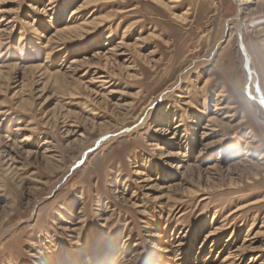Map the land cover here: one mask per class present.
Returning <instances> with one entry per match:
<instances>
[{
  "label": "rangeland",
  "instance_id": "rangeland-1",
  "mask_svg": "<svg viewBox=\"0 0 264 264\" xmlns=\"http://www.w3.org/2000/svg\"><path fill=\"white\" fill-rule=\"evenodd\" d=\"M260 30L264 0H0V264H264Z\"/></svg>",
  "mask_w": 264,
  "mask_h": 264
},
{
  "label": "bare ground",
  "instance_id": "bare-ground-1",
  "mask_svg": "<svg viewBox=\"0 0 264 264\" xmlns=\"http://www.w3.org/2000/svg\"><path fill=\"white\" fill-rule=\"evenodd\" d=\"M178 18V17H177ZM260 29H262V28H260ZM264 30H260V32H263ZM259 34V33H258ZM243 51L246 53V55H245V53L243 52V54H244V56H247V51H246V49H245V47H244V49H243ZM247 58V57H246ZM247 60V59H246ZM249 60H250V57H249ZM247 62H248V60H247ZM248 66V65H247ZM3 67H7V64H0V68H3ZM8 67H10V66H8ZM248 69H249V67H248ZM0 74H2V71L0 70ZM251 78H250V80L251 81H253V79L255 78L254 76H253V74L251 73ZM255 80V79H254ZM260 99V98H259ZM260 101L262 102V100L260 99ZM264 102V101H263ZM214 120V122H215V119H213ZM211 122V121H210ZM210 125V124H209ZM24 141H28V138L26 137L25 139H24ZM28 154V153H27ZM138 175H142V173H138ZM226 259H230V257H228V258H226Z\"/></svg>",
  "mask_w": 264,
  "mask_h": 264
},
{
  "label": "water",
  "instance_id": "water-1",
  "mask_svg": "<svg viewBox=\"0 0 264 264\" xmlns=\"http://www.w3.org/2000/svg\"><path fill=\"white\" fill-rule=\"evenodd\" d=\"M239 41H240V45H241V48H242V51H243V49H244V44H243V42H242V38H241V32L239 33ZM244 52V51H243ZM245 53V52H244ZM245 55H246V53H245ZM247 57V56H246ZM248 67H249V61H248ZM256 89H257V93H258V97L262 100V101H264L263 100V97H262V95H261V92H260V89L258 88V86L256 87ZM264 103V102H263Z\"/></svg>",
  "mask_w": 264,
  "mask_h": 264
}]
</instances>
